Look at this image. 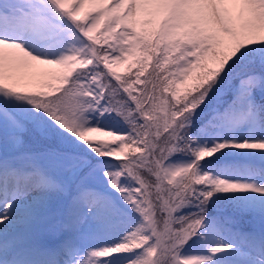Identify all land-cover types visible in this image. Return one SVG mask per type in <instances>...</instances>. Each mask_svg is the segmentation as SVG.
<instances>
[{
	"label": "snow or ice",
	"instance_id": "1",
	"mask_svg": "<svg viewBox=\"0 0 264 264\" xmlns=\"http://www.w3.org/2000/svg\"><path fill=\"white\" fill-rule=\"evenodd\" d=\"M0 264H264V0H0Z\"/></svg>",
	"mask_w": 264,
	"mask_h": 264
},
{
	"label": "rangeland",
	"instance_id": "2",
	"mask_svg": "<svg viewBox=\"0 0 264 264\" xmlns=\"http://www.w3.org/2000/svg\"><path fill=\"white\" fill-rule=\"evenodd\" d=\"M117 70L120 71L122 74H124V72H125L124 66H120ZM133 78H134V76H133Z\"/></svg>",
	"mask_w": 264,
	"mask_h": 264
},
{
	"label": "trees",
	"instance_id": "3",
	"mask_svg": "<svg viewBox=\"0 0 264 264\" xmlns=\"http://www.w3.org/2000/svg\"><path fill=\"white\" fill-rule=\"evenodd\" d=\"M135 72H136V69L133 68V69L131 70V73H128L127 75L132 76V74L135 73Z\"/></svg>",
	"mask_w": 264,
	"mask_h": 264
}]
</instances>
